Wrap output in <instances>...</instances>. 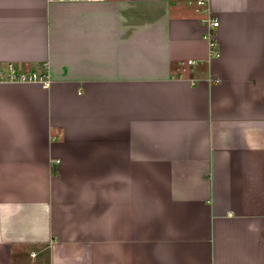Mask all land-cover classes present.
<instances>
[{
  "label": "crops",
  "instance_id": "0c3cea01",
  "mask_svg": "<svg viewBox=\"0 0 264 264\" xmlns=\"http://www.w3.org/2000/svg\"><path fill=\"white\" fill-rule=\"evenodd\" d=\"M9 65L0 264H264V0H0Z\"/></svg>",
  "mask_w": 264,
  "mask_h": 264
},
{
  "label": "built area",
  "instance_id": "2783aa9c",
  "mask_svg": "<svg viewBox=\"0 0 264 264\" xmlns=\"http://www.w3.org/2000/svg\"><path fill=\"white\" fill-rule=\"evenodd\" d=\"M49 3H77V2H95L102 0H47ZM196 5L198 10L206 6L205 1H197ZM201 11V10H200ZM206 18L203 20L205 32L203 39L207 41L209 45V59L219 57L220 53L217 51L218 41L217 33L220 23L213 17L210 9L205 10ZM0 82L8 83H36L42 85L44 88H49L51 85V76L47 68L41 71H21L13 65H9L7 69L0 70Z\"/></svg>",
  "mask_w": 264,
  "mask_h": 264
}]
</instances>
